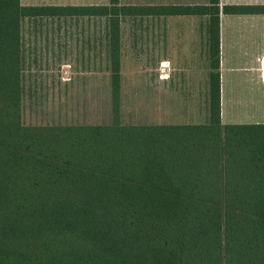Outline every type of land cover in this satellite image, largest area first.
<instances>
[{
	"label": "trees",
	"instance_id": "obj_1",
	"mask_svg": "<svg viewBox=\"0 0 264 264\" xmlns=\"http://www.w3.org/2000/svg\"><path fill=\"white\" fill-rule=\"evenodd\" d=\"M218 3L195 8L208 24V121L133 125L119 61L128 7L0 0V264H264V125L221 123ZM67 15L106 17L110 122L26 125L21 23Z\"/></svg>",
	"mask_w": 264,
	"mask_h": 264
},
{
	"label": "crops",
	"instance_id": "obj_2",
	"mask_svg": "<svg viewBox=\"0 0 264 264\" xmlns=\"http://www.w3.org/2000/svg\"><path fill=\"white\" fill-rule=\"evenodd\" d=\"M108 1L20 0L23 6L34 7H101L108 5ZM207 4L208 0H118L120 9L129 8L123 15L119 10L120 65L127 62L180 64L183 79L200 80L202 61H209L208 24L207 17L196 13L195 8ZM226 5L264 7V0H219L221 123L224 106L228 105L230 111L235 105L241 107L242 116L227 125H264V13L224 14L222 8ZM172 7H187L193 11L173 14ZM46 33L54 49L53 55L63 58L62 64L72 63L68 60L72 56L84 57L83 63L87 64L109 63L105 16L25 18L21 23L22 40L26 38L27 43L35 47L40 39H46Z\"/></svg>",
	"mask_w": 264,
	"mask_h": 264
},
{
	"label": "rangeland",
	"instance_id": "obj_3",
	"mask_svg": "<svg viewBox=\"0 0 264 264\" xmlns=\"http://www.w3.org/2000/svg\"><path fill=\"white\" fill-rule=\"evenodd\" d=\"M46 34V39H40L37 47L31 42L27 43L26 38L21 40L23 123L26 125L109 123L108 64L83 63L85 58L81 56L69 57L68 60L72 63L62 64L60 61L63 58L53 55L54 49L48 33ZM180 67V64L124 63L121 66L123 123L205 124L208 121L209 61L208 63L202 61L200 80L183 79ZM228 108V105L223 108L224 125L239 121L242 116L240 106L233 105L230 111ZM229 114L238 118L231 119Z\"/></svg>",
	"mask_w": 264,
	"mask_h": 264
}]
</instances>
